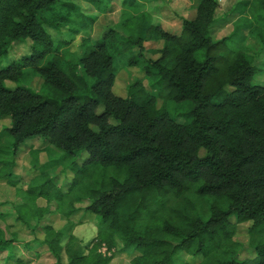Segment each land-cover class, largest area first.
Masks as SVG:
<instances>
[{
    "label": "trees",
    "instance_id": "obj_1",
    "mask_svg": "<svg viewBox=\"0 0 264 264\" xmlns=\"http://www.w3.org/2000/svg\"><path fill=\"white\" fill-rule=\"evenodd\" d=\"M53 5L54 0H0V65L14 44L31 42L22 59L0 66V119L10 121L9 144L0 141V183L15 187L24 200L14 209H1L7 202L0 200V224L6 231L15 213L11 229L19 223L33 235L21 241L16 231L7 238L0 228V255L6 252L0 262L29 264L15 257L14 247L22 243L34 259L40 256L37 249L45 248L54 264H110L99 250L84 254L72 232L62 246L63 233L42 223L52 212L67 219L82 212L81 222L84 217L101 221L98 245L111 251L117 237L129 264H264V87L251 84L258 70L251 48L244 46L250 36L264 46V0L251 1L255 13L247 23L237 24V8L217 17L218 0H199L178 34L141 23L118 50L129 55L126 67L142 72L126 98L113 93L117 68L109 46L114 37L108 46L96 42L74 65L62 64L56 55L40 65L53 52L40 22ZM234 17L231 32L214 39L213 30ZM149 40H161L162 49L146 50ZM25 67L40 76L48 95L20 84ZM144 82L149 89L140 85ZM157 98L190 102V120L172 119L164 106L157 107ZM34 139L68 158L87 155L81 166L61 171L72 174L68 188L79 209L65 202L49 171L40 169L35 181L19 188L25 181L14 177L15 159ZM99 166L124 177L93 187L91 168ZM191 190L213 201L205 219L193 214L192 203H168L170 196L185 198ZM244 223L262 240L254 243L253 258L239 260L233 235ZM39 228L43 240L36 235Z\"/></svg>",
    "mask_w": 264,
    "mask_h": 264
},
{
    "label": "rangeland",
    "instance_id": "obj_2",
    "mask_svg": "<svg viewBox=\"0 0 264 264\" xmlns=\"http://www.w3.org/2000/svg\"><path fill=\"white\" fill-rule=\"evenodd\" d=\"M199 0H54V5L42 13L40 22L41 25L52 42V53H46L40 65H44L51 59L53 55L59 57L62 64L74 65L79 57L91 48L96 42L104 41L108 46L111 39L114 40L110 43L109 51H111L114 58V65L117 68V74L113 86V93L122 98H126L129 86L137 79H141L142 72L138 69L128 68L125 65V60L129 55H122L118 53L121 50L122 43L126 41L128 36H133L141 23H152L153 25H160L163 29H169L178 34L180 32L181 22L183 19L192 18V11ZM252 0H218L220 8L217 12V17H222L224 14L230 13L234 8H237L241 13V17L237 20V24L249 22L251 13ZM236 17L232 18L230 22L216 27L213 30V38H222L228 35L232 30L233 22ZM113 35V36H112ZM30 41L14 44L8 57L3 60L0 66H5L13 58L14 60L22 59L30 50ZM146 50L158 51L163 47L161 40H149L144 44ZM245 47L251 48V56L253 57L252 65L258 70V73L251 80L252 85H260L264 87V46H262L255 38L249 37L244 43ZM145 50V51H146ZM147 53V52H146ZM201 53L196 54L197 59H201ZM147 57L156 59L157 54L147 53ZM139 66L142 67L143 63L140 62ZM20 84L40 93L41 95H48L42 85V79L30 67L22 68V77ZM8 87L13 84L7 82ZM149 89L147 82L140 83ZM157 93V91H155ZM157 107L164 106L169 116L178 121L179 123H187L190 118L187 113L192 109L193 105L190 102L175 104L174 102H164L162 99L157 98ZM10 126L8 119H0V141L3 146L9 144V137L7 136L6 129ZM87 155L84 153L81 156L68 158L61 151L56 150L47 141L30 140L18 152L15 162L16 167L13 171L14 177L22 179L25 183L19 188L23 190L27 185L39 177V172L49 171L52 175L56 185L65 194V202L71 203L76 209L80 208V203L77 202L75 192L69 191V184L72 178L71 173L63 174L62 170L69 168L72 164L81 166L86 162ZM35 160V162H34ZM42 166H34L40 165ZM93 169V170H92ZM92 178L91 185L98 187L100 182H106L109 178L114 177L122 180L124 177L123 172H118L113 167L96 169L91 168ZM49 174V175H50ZM15 187L0 183V194L3 202L6 205L1 209H11L21 202H24L22 194L15 192ZM211 199H202L196 197L195 191L191 190L188 195L183 198L179 195L170 196L169 205L187 204L192 203L193 214L205 219L209 214V208L212 205ZM40 203V202H39ZM38 203V204H39ZM41 204V203H40ZM49 207L52 208L51 205ZM69 209H64V212ZM11 217L7 220L6 231L5 225L0 224V228L5 231L6 237L12 231H16L19 240H29L33 237L27 227L15 223V227L11 229V223L15 217V213L10 214ZM80 214L77 217L72 216L75 223L72 226H65L64 223L43 219V224L51 223L53 229L62 232L61 244L65 245L68 241V236L75 228L76 234L78 230H83V235L78 239H74L75 243L79 245L84 254L92 250H99L102 254L111 258L110 264H129L130 256L120 254L119 250L122 248L121 241L115 237V248L111 251H102V246L98 245L96 234L101 230L102 224L99 218L93 220L92 217H84L81 221ZM251 223H244L236 226L233 235V241L237 243L239 252L238 259L253 258L255 256L253 245L261 239L260 236H252L250 234ZM9 227V228H8ZM42 224L40 225V228ZM38 229L36 235L39 240L44 239V231ZM73 237V236H72ZM262 240V239H261ZM260 240V241H261ZM82 244V245H81ZM106 248V247H105ZM40 256L34 259L31 252L26 251L22 243H17L14 247L16 258H21L24 262L29 261V264H54V258L45 250L39 247L37 249ZM6 257V252L0 255V261ZM66 262L65 252L61 253V263ZM0 264H15L13 262H0ZM182 264V263H181Z\"/></svg>",
    "mask_w": 264,
    "mask_h": 264
},
{
    "label": "crops",
    "instance_id": "obj_3",
    "mask_svg": "<svg viewBox=\"0 0 264 264\" xmlns=\"http://www.w3.org/2000/svg\"><path fill=\"white\" fill-rule=\"evenodd\" d=\"M36 141H40V140H36ZM29 142V141H28ZM40 165L41 164V161H40ZM50 176H52L50 174ZM42 204V203H41ZM75 207V206H74ZM77 214H80L79 212L75 213L73 216L77 217ZM81 216V215H80ZM45 220H48L49 222L52 221L54 224H56V222H60V223H64L65 226L69 225L70 223H75L72 219V216L69 217L68 219L66 217H64L61 213L59 212H52L50 214H46L45 217H44ZM45 225H50L53 227V225L51 223L49 224H45ZM76 230L77 228L74 229V231L72 232V236L75 237V238H79L80 235H83V230H78L77 231V234H76ZM28 241V240H26Z\"/></svg>",
    "mask_w": 264,
    "mask_h": 264
},
{
    "label": "built area",
    "instance_id": "obj_4",
    "mask_svg": "<svg viewBox=\"0 0 264 264\" xmlns=\"http://www.w3.org/2000/svg\"><path fill=\"white\" fill-rule=\"evenodd\" d=\"M102 251L104 252V251H106V248H105V246H102Z\"/></svg>",
    "mask_w": 264,
    "mask_h": 264
}]
</instances>
